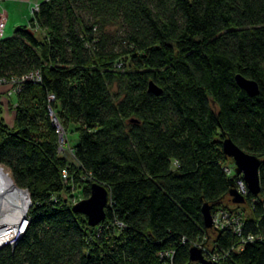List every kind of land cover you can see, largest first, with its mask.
<instances>
[{
	"label": "trees",
	"instance_id": "trees-1",
	"mask_svg": "<svg viewBox=\"0 0 264 264\" xmlns=\"http://www.w3.org/2000/svg\"><path fill=\"white\" fill-rule=\"evenodd\" d=\"M31 71L41 80L23 83L12 125L0 106V166L30 198L0 264H194L197 241L222 255L213 264H264V0L42 1L0 38V77ZM58 126L78 135L71 158ZM226 136L261 162L241 205ZM93 183L110 200L92 227L73 205ZM205 204L240 212L241 235L207 229Z\"/></svg>",
	"mask_w": 264,
	"mask_h": 264
},
{
	"label": "water",
	"instance_id": "water-1",
	"mask_svg": "<svg viewBox=\"0 0 264 264\" xmlns=\"http://www.w3.org/2000/svg\"><path fill=\"white\" fill-rule=\"evenodd\" d=\"M34 34L32 31H29ZM238 85L244 89L250 96L259 94V84L257 81L248 79L241 74L236 75ZM149 91L155 95H160L162 90L154 83H149ZM222 149L224 154L234 160L237 174H242L249 193L257 195L261 191L260 178V159L244 149L240 148L230 137L226 136L222 140ZM27 192V191H26ZM28 193V192H27ZM231 200L234 204H244L245 197L238 192L236 187L230 190ZM110 200L108 189L100 184L93 183L90 186V196L79 200L73 205V210L86 216L89 226H96L106 218V206ZM30 201V200H29ZM30 206V202H29ZM204 225L207 229L213 226V215L211 207L205 204L202 207ZM191 262L199 261L202 264H213L204 259L201 249L191 247L189 251Z\"/></svg>",
	"mask_w": 264,
	"mask_h": 264
},
{
	"label": "built area",
	"instance_id": "built-area-1",
	"mask_svg": "<svg viewBox=\"0 0 264 264\" xmlns=\"http://www.w3.org/2000/svg\"><path fill=\"white\" fill-rule=\"evenodd\" d=\"M4 1H21V0H0V2ZM40 10V2L35 3V5L31 8V13L32 16ZM7 21V13L6 11H2L0 13V38L3 37L4 35V29ZM41 80V75L38 71H31L23 76L20 77H12L11 79H7L5 77H0V106L4 107L5 110V118L10 115L11 111L10 107L13 104L11 101V98L13 96H16L22 89V85L26 81H35L39 82ZM53 99V97L51 98ZM15 106V104H13ZM7 123L9 121L6 119ZM10 124V123H9ZM13 124V123H12ZM10 124V125H12ZM59 132H60V145L61 148L64 147L63 145V140L65 139V132L62 130L60 126H58ZM224 170L227 172L229 176L233 175L234 168L232 167H225ZM239 176H243L240 174ZM236 189L240 194H242L244 197H246L249 194V189L246 186V183L244 181V178L240 177L236 179ZM26 191V190H25ZM29 195V194H28ZM30 200V198H29ZM77 202V201H75ZM29 209V208H28ZM28 213V212H27ZM1 216V212H0ZM1 221V219H0ZM29 220L26 215V219L24 220V223L21 228V232L17 233L16 235L12 236L11 238H5L4 234L5 232H9L8 227L9 226H4L0 223V249L6 245H10L14 247L17 243V241L21 238L23 235L26 226L28 224ZM242 215L240 212H234L230 211L229 209L221 208L218 209L217 211L213 212V226L210 230H213L214 233H218L221 230H231L237 235H241L242 233ZM119 226H122V224H119ZM254 235H249L247 238L244 240L245 242L247 241H253L255 240ZM209 241V239H208ZM193 247H198L202 251V255L205 260L210 261L212 263H217L219 262L222 258V255L216 251H214L212 242L205 243V241H197L192 244ZM162 255H167L169 257L173 256L172 251H164ZM194 264H202L199 261L193 262Z\"/></svg>",
	"mask_w": 264,
	"mask_h": 264
},
{
	"label": "bare ground",
	"instance_id": "bare-ground-1",
	"mask_svg": "<svg viewBox=\"0 0 264 264\" xmlns=\"http://www.w3.org/2000/svg\"><path fill=\"white\" fill-rule=\"evenodd\" d=\"M29 202L28 193L19 189L10 174L0 166V223L9 226V232L3 233L5 238H11L21 232Z\"/></svg>",
	"mask_w": 264,
	"mask_h": 264
},
{
	"label": "crops",
	"instance_id": "crops-1",
	"mask_svg": "<svg viewBox=\"0 0 264 264\" xmlns=\"http://www.w3.org/2000/svg\"><path fill=\"white\" fill-rule=\"evenodd\" d=\"M42 1H46V0H21V1L0 2V13L3 10L6 11L7 13V21H6L3 37H5L6 29L9 26H10V30L8 34L10 35L13 27L19 28L23 25H28L30 19L32 18L31 8L35 5V3H39ZM11 113H12L11 114L12 121H9L10 124L14 122V117H15V112L13 111Z\"/></svg>",
	"mask_w": 264,
	"mask_h": 264
},
{
	"label": "rangeland",
	"instance_id": "rangeland-1",
	"mask_svg": "<svg viewBox=\"0 0 264 264\" xmlns=\"http://www.w3.org/2000/svg\"><path fill=\"white\" fill-rule=\"evenodd\" d=\"M18 27H13L12 28V31H11V33H10V35L8 34V32H9V30H10V26L6 29V32H5V37H9V36H12L14 33H15V31H16V29H17ZM113 30L114 31H116L117 32V34L118 35H120V36H123L124 34H123V29L120 27V26H115V27H113ZM11 100H12V102L13 103H15L16 102V96H13L12 98H11ZM11 114L12 113H10V115L9 116H7V120L8 121H12V117H11ZM66 136H67V138H66ZM67 140H68V143H67ZM78 141H79V139H78V135L74 132V131H68V133H67V135H66V133H65V139L63 140V145H65L66 146V148H68V150H62L63 151V153L64 154H66V155H68L70 158L72 157V153H71V149H70V147H74L77 143H78ZM69 145V146H68ZM231 166H233V165H231Z\"/></svg>",
	"mask_w": 264,
	"mask_h": 264
}]
</instances>
